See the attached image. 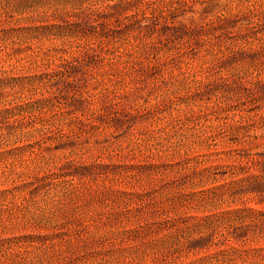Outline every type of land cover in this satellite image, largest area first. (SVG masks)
Masks as SVG:
<instances>
[{
  "label": "rangeland",
  "instance_id": "1",
  "mask_svg": "<svg viewBox=\"0 0 264 264\" xmlns=\"http://www.w3.org/2000/svg\"><path fill=\"white\" fill-rule=\"evenodd\" d=\"M0 264H264V0H0Z\"/></svg>",
  "mask_w": 264,
  "mask_h": 264
}]
</instances>
